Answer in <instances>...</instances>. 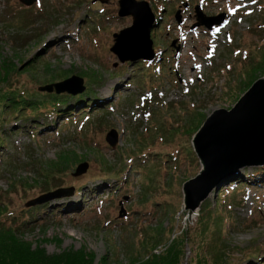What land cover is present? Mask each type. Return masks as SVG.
Listing matches in <instances>:
<instances>
[{
	"label": "rangeland",
	"instance_id": "rangeland-1",
	"mask_svg": "<svg viewBox=\"0 0 264 264\" xmlns=\"http://www.w3.org/2000/svg\"><path fill=\"white\" fill-rule=\"evenodd\" d=\"M144 1L157 17L151 30V47L162 56L157 62L121 63L110 51L113 34L132 23L118 15V0H0V60L16 66L8 84L0 85L2 95L9 85L31 97L24 103H36L47 99L39 87L53 79L75 75L85 85L75 95L59 93L55 112L24 116L37 125L14 118L10 105L0 103V130H11L0 145V161L15 159L12 169H0V191L12 175L42 183L31 163L46 165L66 150L76 160L50 184L72 187V194L44 202L46 211L37 218L57 215L24 233L48 255L85 248L95 264L113 254L127 264L126 248L134 243L141 251L153 229L171 239L187 233L182 264L219 246L222 264H264V172H255L264 165L239 169L238 176L243 169L253 172L248 184L241 178L230 186L227 176L196 212L185 211L182 193L183 182L201 169L192 135L213 110L236 102L264 51V0ZM200 14L224 18L208 28L197 24ZM110 130L117 134L114 147L105 139ZM80 162L88 168L73 176ZM40 194L35 185L26 197L18 191L9 206L20 213ZM203 206L215 219L207 231L197 225ZM23 218L21 212L18 223ZM165 249L160 245L153 253Z\"/></svg>",
	"mask_w": 264,
	"mask_h": 264
},
{
	"label": "water",
	"instance_id": "water-1",
	"mask_svg": "<svg viewBox=\"0 0 264 264\" xmlns=\"http://www.w3.org/2000/svg\"><path fill=\"white\" fill-rule=\"evenodd\" d=\"M30 5L36 0H19ZM118 15L130 16V26L113 34L110 51L121 63L152 60L151 30L157 24L155 14L144 0H118ZM199 7L195 11H199ZM176 13L175 19L180 22ZM198 22L211 28L223 20L218 16H197ZM85 88L83 79L71 76L62 82L40 86V91L75 95ZM115 130L105 139L112 147L117 142ZM191 144L201 164V169L182 184L185 211L196 212L203 201L216 191L220 179L240 168L264 165V76L256 78L229 108H217L207 115L191 138ZM257 156V157H256ZM87 162H80L72 172L78 176L86 172ZM72 187L55 188L30 199L25 206H35L50 199L70 196ZM123 212V211H121Z\"/></svg>",
	"mask_w": 264,
	"mask_h": 264
},
{
	"label": "trees",
	"instance_id": "trees-1",
	"mask_svg": "<svg viewBox=\"0 0 264 264\" xmlns=\"http://www.w3.org/2000/svg\"><path fill=\"white\" fill-rule=\"evenodd\" d=\"M161 19L162 17L158 18V20ZM256 57V64H253L254 66L252 65L251 70L247 73L245 81L243 80V88L245 86L249 87L257 77L264 75V51ZM161 59V54H158L157 58L155 57L152 61L157 62ZM30 65L34 66L32 63ZM45 67H48V65ZM15 68L16 66L13 63L0 60V85L8 84L7 80L9 74L11 71H15ZM55 80L56 79H53L49 83H54L53 81ZM4 91L5 92L2 95L0 90V103L3 101L4 103L10 105L11 109L13 110L12 114L14 115V118L17 119V117H20L22 119L23 117L24 121L35 125H37V123L31 122V120L29 121L28 119L30 113H53L56 111L54 107L55 103L61 102V100H59V95L55 92L52 93L46 91L47 93L45 94V97H47V99L44 97L40 99L37 98L38 102L36 103H24L26 99H30L31 97L28 95L29 97L26 96L27 98L24 99L23 91H17L15 87L9 85L5 86ZM32 101L34 100L32 99ZM27 111L29 112L27 113ZM89 111L90 110H88L86 114H88ZM69 112L71 113L72 111L70 110ZM84 114L85 113L81 115ZM27 115L28 117H24ZM1 121L2 119L0 114V122ZM2 124H4V122H2L0 126H3ZM20 127L21 126H19L16 130L20 129ZM194 130H196V128ZM6 131L11 132V130L8 129H6L4 132L0 130V145L3 144L5 142L4 139L7 138V135L5 134ZM71 154L77 157L76 153ZM71 154L65 150L61 152L55 160L46 162V165L42 163L41 159L33 161L31 164H34L37 167L42 179V183L33 184L32 182L31 184L27 178H17L16 175H12L7 178L8 187L3 191H0V264H95V254L93 252L87 251L85 248L80 250L72 249L63 251L61 253L48 255L45 249L41 247V244H34L31 241L25 240L24 233L27 230L33 228L34 224H37L39 221H43V223L46 224L57 215V211H55L48 218H37L38 212L46 211L47 204L42 203L35 206H28L26 208L22 207L20 213L13 211V209H11L9 206V201L13 194L21 191L23 192V196L26 197L28 191L32 189L34 185L41 189V194L58 188L57 186L51 185L50 182H52V179L56 173H62V171L66 169L67 164H71V162L73 163L76 160H74V156L72 157ZM11 158L12 157H9L8 161L4 165L2 161H0V169H3L2 166H4L5 169H12V167L15 166L12 164L15 159L13 160ZM263 168L264 166L257 167L255 172H264ZM109 170L111 171V168H109ZM237 172L230 174L231 177H228V181L230 180V186L236 187V184L240 182V179H244L245 177L247 179L249 178V181L244 179L241 184H248L252 182V176L250 175H252L253 172L252 174H249L245 169H243V176L236 175ZM35 182L37 183L38 181ZM219 187H221V184ZM219 189L220 188H218L217 193L219 192ZM225 202L226 200L223 203ZM21 212L22 214L27 215L28 219L26 220L25 217L23 218V221L18 223V221L21 219H18V217L21 216ZM211 212L212 211H207L206 206H203V213H201V217L197 221V225L202 226L203 231H207L209 229L211 222L212 224L215 223V219L212 220V216H210ZM206 214L207 216H205ZM206 219L207 221H204ZM149 234L150 235L148 237H145L144 243H141V251L133 247L134 243L133 245L130 244V247L126 248L127 250L125 252V260L127 261V264H182L181 260L184 255L187 233L184 234L181 232L179 236H175L173 239H171V237L164 238L162 231L155 232L153 229H151ZM215 243L217 242L215 241ZM160 245L162 249H166L158 255L153 253V250H156V247H160ZM222 250L223 249H221L219 246L216 247L214 252L210 253L209 255H199L196 253L194 257L190 259L192 261H189V263L222 264L224 258L223 252H221ZM113 255L115 259L111 260L107 257H103L99 263L110 264L112 261H114V264H121L119 262L118 256L116 254Z\"/></svg>",
	"mask_w": 264,
	"mask_h": 264
},
{
	"label": "bare ground",
	"instance_id": "bare-ground-1",
	"mask_svg": "<svg viewBox=\"0 0 264 264\" xmlns=\"http://www.w3.org/2000/svg\"><path fill=\"white\" fill-rule=\"evenodd\" d=\"M156 21V20H155ZM157 22V21H156ZM257 157V156H256ZM235 172H237V171H231V172H229V173H227L226 175H224L221 179H220V181L218 182V185L220 186V184L222 183V181L227 177V176H229L230 174H232V173H235ZM219 186H218V188H219ZM218 188L216 189V191H213V192H215L216 194H217V190H218Z\"/></svg>",
	"mask_w": 264,
	"mask_h": 264
}]
</instances>
